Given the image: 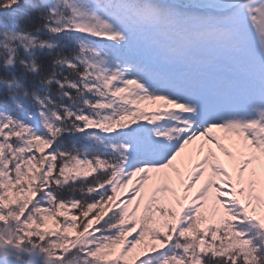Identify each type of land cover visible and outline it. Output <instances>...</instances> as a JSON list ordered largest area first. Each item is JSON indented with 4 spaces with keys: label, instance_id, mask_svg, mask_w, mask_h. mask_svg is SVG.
Wrapping results in <instances>:
<instances>
[{
    "label": "snow or ice",
    "instance_id": "6c2138e0",
    "mask_svg": "<svg viewBox=\"0 0 264 264\" xmlns=\"http://www.w3.org/2000/svg\"><path fill=\"white\" fill-rule=\"evenodd\" d=\"M0 264H264V0H0Z\"/></svg>",
    "mask_w": 264,
    "mask_h": 264
}]
</instances>
